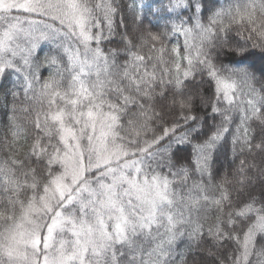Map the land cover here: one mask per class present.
I'll return each mask as SVG.
<instances>
[{
	"label": "snow or ice",
	"instance_id": "obj_1",
	"mask_svg": "<svg viewBox=\"0 0 264 264\" xmlns=\"http://www.w3.org/2000/svg\"><path fill=\"white\" fill-rule=\"evenodd\" d=\"M0 264H264V0H0Z\"/></svg>",
	"mask_w": 264,
	"mask_h": 264
},
{
	"label": "trees",
	"instance_id": "obj_2",
	"mask_svg": "<svg viewBox=\"0 0 264 264\" xmlns=\"http://www.w3.org/2000/svg\"><path fill=\"white\" fill-rule=\"evenodd\" d=\"M221 162H223V163L227 164V161H226V160H224L223 156L221 157Z\"/></svg>",
	"mask_w": 264,
	"mask_h": 264
}]
</instances>
